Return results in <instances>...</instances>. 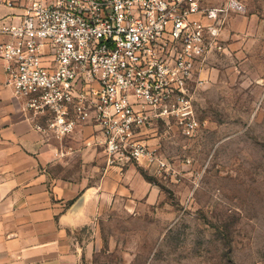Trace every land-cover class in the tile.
<instances>
[{
  "label": "built area",
  "instance_id": "built-area-1",
  "mask_svg": "<svg viewBox=\"0 0 264 264\" xmlns=\"http://www.w3.org/2000/svg\"><path fill=\"white\" fill-rule=\"evenodd\" d=\"M7 85L38 130L63 140L94 119L107 164L166 167L148 139L158 121L200 127L195 95L209 59L226 50L241 0H5Z\"/></svg>",
  "mask_w": 264,
  "mask_h": 264
},
{
  "label": "rangeland",
  "instance_id": "rangeland-1",
  "mask_svg": "<svg viewBox=\"0 0 264 264\" xmlns=\"http://www.w3.org/2000/svg\"><path fill=\"white\" fill-rule=\"evenodd\" d=\"M224 40L195 95L199 129L160 120L147 140L166 167L133 162L158 197L107 212L82 264H264V20L230 19Z\"/></svg>",
  "mask_w": 264,
  "mask_h": 264
},
{
  "label": "crops",
  "instance_id": "crops-1",
  "mask_svg": "<svg viewBox=\"0 0 264 264\" xmlns=\"http://www.w3.org/2000/svg\"><path fill=\"white\" fill-rule=\"evenodd\" d=\"M241 1L245 11L231 19L264 20V0ZM15 12L0 0V18ZM7 77L0 51V264H82L107 212L128 199L124 210L138 212L159 189L134 163L107 164L94 119L63 140L38 130L43 119L24 109Z\"/></svg>",
  "mask_w": 264,
  "mask_h": 264
}]
</instances>
